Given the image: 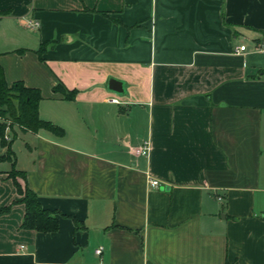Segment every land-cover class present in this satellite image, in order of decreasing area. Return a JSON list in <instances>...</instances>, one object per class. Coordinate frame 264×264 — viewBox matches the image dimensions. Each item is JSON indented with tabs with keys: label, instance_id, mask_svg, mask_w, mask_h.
I'll return each mask as SVG.
<instances>
[{
	"label": "crops",
	"instance_id": "1",
	"mask_svg": "<svg viewBox=\"0 0 264 264\" xmlns=\"http://www.w3.org/2000/svg\"><path fill=\"white\" fill-rule=\"evenodd\" d=\"M0 10L6 82L38 88L39 117L64 131L13 126L17 180L59 227L20 228L24 205L13 203L0 215V264H264V0H0ZM143 141L148 153L136 154ZM11 167L0 158V206L21 198Z\"/></svg>",
	"mask_w": 264,
	"mask_h": 264
},
{
	"label": "trees",
	"instance_id": "2",
	"mask_svg": "<svg viewBox=\"0 0 264 264\" xmlns=\"http://www.w3.org/2000/svg\"><path fill=\"white\" fill-rule=\"evenodd\" d=\"M8 10H0V16L8 14ZM42 48L39 49L41 51ZM53 90L60 92L64 98L73 99L76 91L66 89L58 82ZM41 99L40 90L36 87H28L21 80L6 82L4 70L0 66V146L4 148L2 159H9L12 167L8 172V177L13 181L17 193L21 196L19 200L0 206V215L10 210L13 203L21 202L24 205V214L20 223V228L31 229L36 232H54L58 230V213L41 207L37 195L27 187L22 186L17 177L24 178V171L15 169L14 152L11 144L16 136L13 126H17L21 131L36 132L39 129H46L56 135H62L63 129L52 122L43 120L38 115V103ZM9 128L11 137L5 138V130ZM64 216V214H61ZM76 226L78 221L75 220Z\"/></svg>",
	"mask_w": 264,
	"mask_h": 264
},
{
	"label": "built area",
	"instance_id": "3",
	"mask_svg": "<svg viewBox=\"0 0 264 264\" xmlns=\"http://www.w3.org/2000/svg\"><path fill=\"white\" fill-rule=\"evenodd\" d=\"M26 25L30 28H36L39 23L33 19H28L26 21ZM257 49L260 51H264V33L261 35V39L260 42L257 46ZM246 50V46L244 44H239L234 48V52L235 53H242ZM9 129V128H6ZM5 138H9L7 135H5ZM149 150V144L147 141H143V143L137 147L134 151L136 154H141V155H146L148 153ZM150 184L152 186H158L159 185V181L157 179H151L150 180ZM101 249H97L96 252L100 253Z\"/></svg>",
	"mask_w": 264,
	"mask_h": 264
},
{
	"label": "water",
	"instance_id": "4",
	"mask_svg": "<svg viewBox=\"0 0 264 264\" xmlns=\"http://www.w3.org/2000/svg\"><path fill=\"white\" fill-rule=\"evenodd\" d=\"M108 89L117 94H123L125 92L123 81L113 77H110L108 80Z\"/></svg>",
	"mask_w": 264,
	"mask_h": 264
},
{
	"label": "rangeland",
	"instance_id": "5",
	"mask_svg": "<svg viewBox=\"0 0 264 264\" xmlns=\"http://www.w3.org/2000/svg\"><path fill=\"white\" fill-rule=\"evenodd\" d=\"M10 137H11V134H10Z\"/></svg>",
	"mask_w": 264,
	"mask_h": 264
}]
</instances>
